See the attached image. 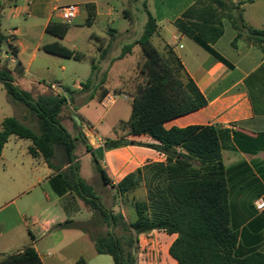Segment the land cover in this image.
I'll return each instance as SVG.
<instances>
[{"label":"trees","instance_id":"obj_1","mask_svg":"<svg viewBox=\"0 0 264 264\" xmlns=\"http://www.w3.org/2000/svg\"><path fill=\"white\" fill-rule=\"evenodd\" d=\"M252 1L195 0L175 20L174 26L217 60L230 66L213 48L224 34L225 19L236 32L233 46L242 40L248 46L264 51V28L250 26L244 19L243 5ZM86 6L91 9L87 19L91 24L96 16L95 5ZM144 10L147 23L136 43L145 59L141 68L143 81L135 88L130 118L120 121L118 126L126 135L104 139V149L135 144L166 156L163 162H149L137 168L115 185L116 193L130 208L134 220H127L122 212L115 213L105 206L93 185L81 176L76 148L77 141L83 138L103 184L111 182L84 134L80 132L74 137L62 125L61 113L69 103L67 97L56 93L50 85L49 91L37 95L21 88L14 70L6 65L0 66V84L13 104H22L28 109L38 129L17 116L6 117L0 129V157L11 136L30 141V155L42 158L57 172L50 180L53 191L58 196L70 191L93 211L89 222L66 220L57 228H76L89 233L97 253L110 255L114 264H137L134 254L137 237L153 230L177 235L169 247V254L179 264H264L262 252H252L244 257L235 255L239 234L231 226L225 166L217 129L213 125L165 126L168 121L205 107L208 100L184 71L173 50L165 47L164 54L153 44L157 22L146 4ZM69 26L51 22L46 30L63 39ZM3 42H6L5 37L0 34V46ZM134 46H124L117 59L125 58ZM43 50L69 59L82 60L84 57L83 53L60 42L45 44ZM97 68L93 63L91 76L83 85L85 89L92 86L94 76L99 74ZM105 81L106 75L92 88L91 99L98 91H101V100L108 94ZM74 123L81 127L75 120ZM129 135H147L157 144L129 141L125 139ZM138 189L144 190L143 197L135 195ZM93 227L100 230L95 233ZM85 262L81 259L78 264ZM0 264H41V258L33 246H27L22 251L4 256Z\"/></svg>","mask_w":264,"mask_h":264},{"label":"crops","instance_id":"obj_2","mask_svg":"<svg viewBox=\"0 0 264 264\" xmlns=\"http://www.w3.org/2000/svg\"><path fill=\"white\" fill-rule=\"evenodd\" d=\"M60 1L0 0V18L4 17L7 21L20 20V25L12 24L7 29L2 28L0 20V34L5 37L6 41L8 40V31L14 29L15 34L11 42L15 48V55L18 60L14 70L17 83L26 76L40 79L41 72L38 73V71L41 69L51 71V61L48 56H52V54L44 51L43 46L48 43L58 42L57 40L45 42V38L50 35L46 30L49 23H63L59 18L58 8L65 4H60ZM194 1L185 0L180 8H177L175 12L169 15L159 17L152 14L158 26L157 32L153 35L157 36L160 44L159 48L156 47L164 54L166 53L165 47H170L173 50L180 59L184 71L191 77L208 100V104L205 107L168 121L165 126L166 128L174 126L183 128L191 125H213L217 129L225 166L231 226L239 234L235 255L244 257L252 252L264 253V51L257 47L248 46L242 40H239L236 46H233L232 42L236 32L231 23L228 24L223 20L224 34L213 45V48L229 62L230 66L217 60L192 39L180 33L174 26L175 20ZM70 3H76L81 8L80 14L76 19L81 18L83 24L78 25L77 28L84 26L92 28L96 23L100 22L101 18L104 17L108 20L114 17L113 7L99 0H70L68 4ZM90 4L95 5L96 16L92 23L88 24L87 19L91 9L86 5ZM257 5L264 10V0H253L243 5L244 19L250 26L264 28V26L252 24L251 20H249L250 18H248V13H252L253 8ZM5 11H8L6 15ZM111 31L116 35L120 33V31L116 30ZM52 36L58 38L54 35ZM94 37L98 38L94 32H91L90 38ZM110 47L111 44L109 43L106 46L99 47V50L101 49L102 54H106ZM71 49L83 53L82 48L78 45H73ZM56 57L61 58L60 60L64 58ZM125 58L112 61L106 70L97 68L99 74L94 76L92 84L95 86L106 75L104 87L109 92L101 100V91L96 92L95 97L92 99L90 98L92 91H90L87 93L90 101H96L100 106L106 108V101L109 100L111 102L110 105H113L118 97L126 95L130 98L129 102L132 105L134 93L128 94L129 80L125 78L126 76L123 72H112L114 65ZM62 70H64V66H62ZM114 76L122 81V87L110 85V81ZM48 85L50 84H44L43 87L34 85L32 90L37 88V90H41V93H46V90L49 91ZM83 92L82 87L77 91L69 90L73 98ZM126 96L125 99L128 98ZM110 98H113V100ZM63 112H69V103ZM77 116L80 119V124H77L81 125V127L75 128L76 134L79 135L82 132L84 138L88 140L94 150L103 147V160H100V164L106 170L111 182L108 185L102 184L101 191H99L92 183V179L95 176V166H91L93 171L89 179L85 178L82 174L81 158L76 154L80 163L81 176L89 184L93 185L105 206V196H108L112 210L115 213L122 212L125 215L126 211H128L131 216L130 208L123 203L120 197L116 196L115 185L137 167L149 162L165 161V154L155 149L135 144H129L112 151H105L104 139H117L122 137V133H118L116 130L114 138L98 135L95 137L88 131L83 118L80 115ZM73 120H75V116ZM124 135H126V132ZM126 137L134 142L157 144L155 140L147 135H129ZM7 144L8 142L3 148L0 159L4 156ZM84 153L93 160L92 154L86 149V145L84 146ZM32 158L36 160L44 173L42 184L38 185L43 187L42 192L46 198V205L36 214L35 219L32 221L27 220L25 217H22L19 221L17 215L11 214L0 219V246L12 245L14 238L19 237L13 235V233L23 223L25 231L32 238V244H28V246H33L36 249L42 263V256L33 243L54 229H65L57 228V225L66 220H73L76 223L89 222L93 217V211L85 205L83 200L70 191L63 196H58L50 184L51 178L57 172L51 169L42 158ZM64 169H66V166ZM16 178L14 180L11 177L3 179L0 175V197L2 194H10L16 189ZM38 190L39 187L34 184L28 194ZM36 196V201L39 202L38 195ZM33 202H35V197ZM81 215L86 216L84 221L77 219ZM93 228L95 229L96 227ZM66 230L79 231V234L82 235H76L77 239H83L86 236L92 240L89 233L79 229L67 228ZM176 237V234H167L163 230H153L139 235L136 244L137 252L147 247L143 251L146 258L143 264H152L154 260H158V264H179L169 254V247ZM24 248L13 250L12 253L22 251ZM2 254L0 252V255Z\"/></svg>","mask_w":264,"mask_h":264},{"label":"rangeland","instance_id":"obj_3","mask_svg":"<svg viewBox=\"0 0 264 264\" xmlns=\"http://www.w3.org/2000/svg\"><path fill=\"white\" fill-rule=\"evenodd\" d=\"M99 1L108 3L109 6L113 7V19L109 18L106 20L103 17L100 22L96 23L92 28L87 26L77 28L78 25L83 24V20L78 18L70 24L69 32L65 38H55L51 34L47 35L45 38V42L57 40L69 48L73 45L80 46L85 54L82 60L69 58H62V60H60L61 58L56 56H48L51 61V71L41 69L38 71V73L41 72L40 79L26 76L18 81L19 86L25 90H32L34 85L43 87L44 84H56L58 89L63 91L69 102V112H63L61 114V123L74 137H76L77 134L75 132L76 125L73 118L77 115L83 118L88 130L92 127L96 129V133L93 134L95 137L98 135L114 138L116 130L118 133H122L121 136L125 134L124 131L118 129V126L120 120H127L130 118L132 111V105L129 102L130 98L126 95H122L117 98L116 103L113 105H110L111 102L108 100L106 101V108L100 106L96 101H90L87 93L90 92L92 88L94 89V86L92 84L90 88L85 89L83 85L87 82L91 74L92 65L95 62L100 70H106L112 61L117 60L124 46L135 44L134 51L128 54L124 60L117 62L112 70L113 73L123 72L125 74V78L130 82L127 87L129 90L128 94L134 93L138 83L143 81L141 68L144 56L140 46L136 43L143 34L147 23L144 5L146 4L153 15L155 14L161 17L172 14L185 2V0ZM68 2H70V0H61L60 4L66 5ZM7 12L8 11H5V15ZM248 18H250V22L256 26H264L263 8L259 5L255 6L252 13H248ZM0 20L3 29L11 27L12 24L20 25V20L7 21L4 17H1ZM224 21L230 24L228 20L225 19ZM111 30L120 31V33L116 35L113 34ZM91 32H94L98 38H90ZM152 40L154 45L159 48L160 44L158 43L157 36H153ZM109 43L111 44L110 49L108 48L106 54H102L99 47L106 46ZM1 48L6 49V44L3 43ZM6 63L7 61L5 59L0 58V66L6 65ZM62 66H64V70H62ZM110 85L122 87L123 83L118 77L114 76L110 81ZM81 87L84 92L74 98L71 97L69 90L77 91ZM32 91L35 95L41 93V90H37V88ZM125 96L128 98L125 99ZM10 116H17L26 124L31 125L34 129H38L37 122L30 115L28 109L22 104H13L9 100L3 85L0 84V122L3 118ZM125 139L132 141L127 137ZM29 144L30 142L28 140L12 136L6 145L3 158L0 159V175L2 178L8 179L11 177V179L14 180L15 177H17L16 189L10 194H2L0 197V219L11 214L17 215L19 221L22 217L32 221L35 219L36 214L46 205V198L42 192L43 187L38 185L42 184L44 173L38 166L36 160L28 153ZM84 146V140L81 138L77 141L76 154L81 158L83 176L89 179L93 171L91 166L94 167L95 164L91 157L85 155ZM115 149L117 148L105 149V151H112ZM94 172L95 176L92 179V183L101 191L103 182L99 174L95 170ZM34 184L39 187V190L32 194H28ZM36 195H38L39 202L36 201ZM135 195L143 197L144 190L138 189ZM116 196L119 197L117 193ZM34 197L35 202H33ZM105 202L106 206L112 209L108 196H105ZM125 215L128 220H134V215L130 216L128 211H126ZM85 218L86 216L84 215L77 217V219L83 221ZM66 229L67 228L62 230L54 229L33 243L42 256L41 264H78L81 258L86 261V264H114L113 258L110 255L98 254L96 252L94 243L90 238L85 236L83 239H77L76 235H82L79 234V231ZM99 230L100 228L98 227L95 229L93 228V232L95 233ZM13 235L19 237L14 238V243L10 246H0V252L3 253L0 255V259L11 254L13 250L21 249L28 246V244H32V238L29 233L25 231L23 223L19 225V228L16 229ZM146 248L144 247L142 251H145ZM134 254L137 258V264H143L146 258L144 252L138 255L137 245L134 249ZM155 263L158 264V260H154L152 264Z\"/></svg>","mask_w":264,"mask_h":264},{"label":"built area","instance_id":"obj_4","mask_svg":"<svg viewBox=\"0 0 264 264\" xmlns=\"http://www.w3.org/2000/svg\"><path fill=\"white\" fill-rule=\"evenodd\" d=\"M58 11H59V18L61 19V21L65 24L70 25L79 16L81 8L76 3H70V4H66V5L59 7ZM14 34H15L14 29H10L8 31V40L5 42L6 49H2L0 46V58L5 59L7 61L6 66L11 70H15L18 64V60L15 55V48L11 42ZM50 87L56 93L64 94L62 90L58 89L56 84L52 83L50 84ZM110 99L113 100V98H110ZM88 131H90L91 134L96 133V129L94 127L89 128ZM142 253L143 251L142 249H140V251L138 252V255Z\"/></svg>","mask_w":264,"mask_h":264},{"label":"water","instance_id":"obj_5","mask_svg":"<svg viewBox=\"0 0 264 264\" xmlns=\"http://www.w3.org/2000/svg\"><path fill=\"white\" fill-rule=\"evenodd\" d=\"M75 120L78 124H80V119L78 116H75ZM95 154L97 156L98 159H102L103 158V147H99L95 150Z\"/></svg>","mask_w":264,"mask_h":264}]
</instances>
